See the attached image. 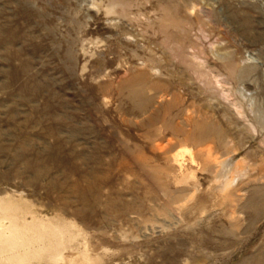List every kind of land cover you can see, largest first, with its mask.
<instances>
[{"label":"rangeland","instance_id":"rangeland-1","mask_svg":"<svg viewBox=\"0 0 264 264\" xmlns=\"http://www.w3.org/2000/svg\"><path fill=\"white\" fill-rule=\"evenodd\" d=\"M263 195L264 0H0V264H264Z\"/></svg>","mask_w":264,"mask_h":264},{"label":"bare ground","instance_id":"bare-ground-1","mask_svg":"<svg viewBox=\"0 0 264 264\" xmlns=\"http://www.w3.org/2000/svg\"><path fill=\"white\" fill-rule=\"evenodd\" d=\"M262 168V167H261ZM239 168H238V165H234L232 167H230L228 169V172L226 173V175H222L223 177H219L216 182H218V185H219V191L221 193H225L230 187H231V184L235 181L236 179V175L238 174L239 172ZM260 170V169H259ZM262 172V171H261ZM261 174V173H260ZM227 194V193H226ZM225 195V194H224ZM264 196V195H263ZM256 212H261L262 210H264V200L263 202L257 206V208L255 209ZM3 216V215H2ZM8 216V215H6ZM3 218H9V217H3ZM9 220V219H8ZM25 220V219H24ZM32 222V221H31ZM14 221H11L9 220V224L6 226V225H1L0 227V242L3 244L4 242L8 243L7 246L9 245V248L5 245H2L3 247H6L9 252H10V248H13L15 246H18L20 245V242H19V238L22 237V234L21 233H11L10 235H8V229H10V225L12 226H16L15 224H13ZM26 223V222H24ZM28 225L27 223L26 224H23L24 227H26V229L28 230L29 228H27ZM17 227V226H16ZM32 236V235H31ZM30 236V237H31ZM38 236V235H37ZM36 237V236H35ZM39 238V237H38ZM28 242V241H27ZM31 242V241H30ZM29 243V242H28ZM29 246V245H28ZM31 248V246H30ZM29 248V249H30ZM0 250H3L2 248ZM5 250H3L4 252ZM8 252V251H7ZM2 253V252H1ZM10 254V253H9ZM3 255V254H2ZM9 259H10V256H8ZM8 260V259H7Z\"/></svg>","mask_w":264,"mask_h":264}]
</instances>
